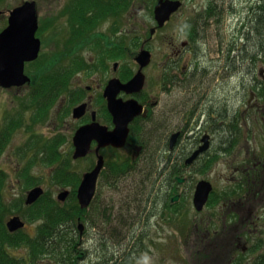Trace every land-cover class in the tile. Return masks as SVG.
<instances>
[{"label":"rangeland","instance_id":"374dc122","mask_svg":"<svg viewBox=\"0 0 264 264\" xmlns=\"http://www.w3.org/2000/svg\"><path fill=\"white\" fill-rule=\"evenodd\" d=\"M23 1H35L37 3L40 24L36 37L43 41V58L56 62V66L62 61L60 65L62 67L68 62L66 66H70L69 71L77 69L76 72L82 70L86 62L87 70L90 72L86 75L90 79L104 78L105 72L94 63L105 46L114 47L115 52L123 50L120 55L127 56L124 62L133 68V72H136L133 58L141 52V45L144 43L146 45L145 50L152 54L151 64L144 72L148 77L146 95L151 100L149 103L158 104V110H168L166 112L168 122L166 123L175 120L174 111L177 108L175 101L182 100L183 104L192 103L184 92H178L176 96L163 94L162 89L168 92L170 89L168 85H164L168 83V80H160V77L165 76L164 73L166 72L164 71L169 73L174 71L169 59H173V50L177 47L181 48V45L187 41L186 30L190 26L200 30V34L196 33V39H199L197 49L201 56L206 54L207 49L217 51L209 54L208 61L211 65V71L207 73L209 75H206L208 76L206 79L204 76L200 79L201 82L205 83L204 89L199 86L201 82L197 85L200 91H205L207 95H226L229 101L228 107L233 110L236 101L234 91L238 88L239 83H244L242 77L251 83H255V80L258 79L261 84L259 73L264 70V60L257 56H254L252 61L250 60L251 52L249 49L246 52L248 44L247 39L243 37L246 32L250 31L251 26L248 25L251 23L249 20L251 21V17L255 18L253 9L258 0H180L183 3V8L160 29L157 27L158 24L154 15L155 6L160 0H116L114 1L115 8L107 14L101 13L102 11H99L98 7L96 10L87 13V16L90 17L95 12L96 16L99 17L98 24L101 26L96 34L102 35V37L105 34L103 46L101 44L97 48H94L93 45L85 46L79 38L77 43H69L66 49L64 48L66 46H63L64 40L68 39L70 32L72 33L76 29L67 21L66 10L73 7L76 11L82 9V11L87 12L83 6L88 7L89 0H0V33L8 25L10 11ZM80 4L83 6L81 7ZM211 7L220 10V14L216 17H209L208 12ZM201 22H205V25L200 28ZM154 28L157 30L152 34L151 31ZM121 40H123V47L118 46L119 43H122ZM228 44H236L240 47L243 50L241 54L249 60L242 66L239 63L237 69L239 72L236 70V74L228 73V63L221 54L222 48L226 49ZM189 56L191 54L187 53L185 58L179 60L181 69L193 61L189 60ZM118 59L120 58L115 60ZM40 62L26 69V73L32 78L37 70L36 67L41 65ZM113 63H108L109 71H111ZM92 67L94 68L93 72ZM210 74L212 75L210 76ZM213 75L216 78H213ZM224 76L226 77L224 78ZM88 83L90 82L87 81L86 84ZM260 84L250 85L248 89L256 91ZM218 89L220 90L218 91ZM248 89L246 94L243 92L242 110L245 109V103L249 98L250 90L248 91ZM31 90L32 87L8 90L0 87V130L9 127L13 120H17L19 124L15 132L10 134L7 140L8 144L2 149L0 169L5 172L7 177V199L12 203L13 201L21 202L20 212L22 214L20 216L24 220H26L24 215L30 213L27 205H25V200L32 188L42 186L50 198L57 200L59 194L64 190L73 193V187L78 188L75 185L66 187L62 184L63 178L66 177L60 167L65 165V169L69 168L68 171L73 172L81 180L83 174L93 168L96 163L93 157L77 161L72 158L75 151L72 137L78 125L71 121L73 120L72 115L69 116V106H73L69 98L67 106H65L68 117L59 116L55 108L46 120L35 122V106L30 107V100L28 99ZM258 93L261 95V92ZM260 103L264 105V100ZM188 105L185 107H191L192 104ZM261 116V114L258 115V120H256L254 117H248L243 113L241 127L239 126L238 130L240 133L238 141H235V144L231 143L230 146L226 144L227 149L230 148L227 153L224 152L222 155H218V158L209 159L208 162L213 160V163L207 170L192 173L194 175L193 186L202 180H207L214 186V194L211 197L213 199L204 212L200 213L196 210L192 199L180 203V206H174L173 212L165 214L166 219H163L164 213L161 214L162 218H159V223L152 218L153 226L156 225L158 228H153L150 235L147 234L149 236L144 235L141 229L145 226L147 219L144 220L142 211L140 212L138 209L137 199L135 200L137 188L139 189L140 186L134 185L148 181L151 186L147 187V192L154 193L158 180L156 183L154 182L156 180L155 175H152L151 179L143 176V166L141 165L136 170L138 174L124 178L118 183L119 188L111 189L102 185L100 188L101 195L89 213L87 212L88 215L93 218L98 210L96 207L101 209L102 215H112L115 220L114 232L117 233L115 239L120 240L119 242L123 244L129 243V237L133 230L140 233L138 254L132 264H228L230 257L225 253V246L216 248L213 242H221L224 235L230 231L224 228L225 213L230 208L234 211L239 210V203L238 206L232 205V207L226 206V208L224 204L229 197L232 198L230 200H234L236 197L235 194L228 195L235 191L238 183L240 184L241 175L236 174V171L240 167H245L244 163L247 161L248 163L250 161H264V122ZM138 152L139 149L127 148L123 154L124 159H129L125 156L135 158V154ZM102 154L112 161H116L119 156L111 151H104ZM200 164L197 167L199 169H201L203 161ZM28 168L29 171L26 170ZM35 178L36 183L32 184L33 181L31 180H35ZM262 197L257 201L256 207V215L260 219L262 218L259 220L260 227L258 231H255L254 227L250 228L254 229L253 238H256L257 241L261 239L260 241L263 242L264 230H259L264 228V192ZM63 206L65 208L73 206L71 197L67 202H64ZM97 214L100 215V213ZM13 216L15 214L11 217ZM28 221H25L28 231L32 232L36 225ZM104 223L102 220V224ZM199 227L200 229H198ZM203 228L214 234L213 236L210 235L209 240L198 231ZM206 240H208L207 243H203ZM116 244L115 240L114 245ZM251 251L254 252L248 254V260L251 255L258 257L264 253L260 249H251Z\"/></svg>","mask_w":264,"mask_h":264},{"label":"flooded vegetation","instance_id":"af4514ba","mask_svg":"<svg viewBox=\"0 0 264 264\" xmlns=\"http://www.w3.org/2000/svg\"><path fill=\"white\" fill-rule=\"evenodd\" d=\"M26 1H23L20 5L16 6L14 9L21 7ZM156 7V6H155ZM13 9V10H14ZM12 10V11H13ZM155 10V9H154ZM181 10V9H180ZM179 10V11H180ZM10 11V12H12ZM178 11V12H179ZM91 11H87L82 19H75L73 14H76L77 11L70 7L68 10H66V14L68 16L67 21L70 22L72 26H75L76 29L70 32V36L68 39L64 40L63 46L65 49L68 48L67 46L69 43H77L78 39L80 38L83 45H93L94 48L100 47V44L103 46L104 39L106 38L105 34L99 35L96 34L98 32V28L101 26L98 20V16H96L95 12H93V16L90 17L87 16V13H90ZM155 12V11H154ZM177 12V13H178ZM176 13V14H177ZM174 14L171 19L174 18L176 15ZM155 15V13H154ZM89 17V18H88ZM10 18V15H9ZM9 18H8V25L2 30L0 35L9 27ZM38 20H39V13H38ZM40 22L38 23L39 26ZM37 26V27H38ZM158 27V25H157ZM160 29V28H159ZM39 30V27H38ZM37 30V32H38ZM155 30L156 28L152 29ZM152 32V31H151ZM72 34V35H71ZM155 35V34H154ZM196 35V34H195ZM37 36V33H36ZM35 36V37H36ZM40 40V38L36 37ZM196 38V37H195ZM41 41V40H40ZM41 41V52L39 58L34 62L26 63V69L29 68V66H33L34 64H37L40 62L45 72H43V75H38L40 65H38L35 71L34 77L37 76H43L44 78L48 75H54V73L51 71V61L46 60L42 56L43 51V45ZM118 46L123 47V40H121ZM63 43V42H62ZM198 41L196 39H193L192 37L187 35V41H185L181 48H176L173 53V59H169V61L172 62V68L174 71L172 73H169L168 71H164L166 73L165 76L160 77V80H168V83L164 85L169 86V92L166 90H163V94L166 95H175L178 94V92H184L185 95H188L189 101L192 103L191 107H185L188 104H183L184 102L182 100H177L176 107L179 108L174 111L176 116L175 120L168 122V116L166 115L165 111L158 110V104L149 103L151 100H149L148 96L146 95V88L148 84L147 75L144 73L146 68H148L152 61V54H151V61L150 64L143 69L141 68V65L137 63V58L139 54L135 55L133 58L134 61V68L137 69L136 72H133V68L129 65H127L124 60L127 59V56L125 55H118L117 58H120L118 60H115L114 58V47H106L101 50V55L97 58V61L94 63L96 66H99L101 70L105 72L103 79H90L86 74H89L90 72L87 70V63H84V67L79 72H75L69 80V83L67 82V77L65 76L66 73L69 70V67L66 66H60L61 62L58 64L59 67V77H62L60 82H58L59 87V94L57 96L54 95V93H50L49 91H41L44 93L43 95H37V91L34 85L33 78L27 75L31 78V83L27 84L22 87H15L10 89H19L23 87H32L31 94L29 95L30 100V107L35 106V115L34 120L35 122L44 121L47 119L48 115L52 112L53 109H57V112L59 116H67V110L65 109L67 106L68 98L69 101L72 102L73 106H69V116L72 115L73 120H71L75 125H78V128L76 129L73 137H75L77 131L84 126L94 125L97 129L101 128L102 130L105 129L107 133L114 132L116 129V114L109 105V98L106 96L107 89L109 87V84L113 82L114 80H119L120 84H127L129 83L135 76L142 70L141 73L145 76V85L144 88L140 91L128 93L123 90H118L116 95V100L122 103H128L131 101H136L137 105L136 107L128 113L122 114L125 118L131 119L128 128H129V135L127 138V143L124 148L118 149L114 148L112 146L102 148L99 151V154L104 157L105 160V166L107 163V157L104 156L102 153L105 151H111L116 155H119L120 157H124L123 154L126 152L127 148L132 149H139L138 154H135L136 157H128L131 159L132 165L140 164L143 167H147L145 163L143 162V159H146L148 156L149 147L152 139L156 138L160 141V143L165 144L162 149H164V158L165 160H168L169 158L172 159V163L180 164L176 166L178 174L173 179V184L171 185V190L168 194H170L169 203L166 204L167 207L163 208L162 206H159L156 211H154V214L151 217V221L148 227H144V235H147L151 230L157 229L158 226H153L152 218L153 220H157V223H159V218L161 217V214L164 213H171L173 212L174 206H180V203L188 202L192 199L194 204V195L196 191V187L199 182H196L197 184L193 186L194 183H192L193 174L198 171L202 172L207 170L210 167L209 159L212 158H218V155H222V153L226 152L227 149L226 143L229 142L230 144H235V141H238L240 133H239V126L242 122V116L243 113L247 115L248 117H254L256 120H258V115H262L261 118H263L264 122V105L263 103H260L264 100V70H261L259 73V76L261 80V84L258 82V79L255 80V83L260 84V87L257 88L255 91L254 89H248L250 85L255 84L254 82H247L245 80L244 83H239V86L237 89H235V104L233 110L228 107L229 101L226 95L223 98L218 95H207L205 91H200L199 87L197 85L200 84L201 78L203 76L208 77L206 75L209 71H211V65L208 61L209 54L217 52L212 51V49L206 51V54L204 56H201L198 52L197 47ZM146 45L144 43L141 45V51L145 48ZM124 49V48H123ZM120 53L123 52L119 51ZM187 53H190L191 56H189V60L191 63L189 65H186L182 69L180 68V61L181 59L185 58ZM221 54L225 61H227V57L230 58L229 60H232L233 58H239L241 56V49L236 44H228V46L225 48H222ZM114 62L113 66L111 67V71L108 69V63ZM56 67V66H55ZM170 68V67H169ZM92 67V72H93ZM70 72V71H69ZM171 72V71H170ZM227 73V70H226ZM229 73V72H228ZM171 74V75H170ZM231 74V72L229 73ZM212 74H210L211 76ZM80 76V77H79ZM219 76V75H218ZM254 76V75H253ZM91 77V76H90ZM213 78H216L215 75L212 76ZM226 76H224L225 78ZM220 78V76H219ZM82 80V81H81ZM105 80V81H103ZM89 81L90 83L86 84V82ZM204 82H201L199 86H201L202 89H204ZM243 86V88H241ZM254 86V85H253ZM263 86V87H261ZM197 87V88H196ZM117 87L116 89H118ZM4 89V88H2ZM79 89V90H78ZM115 89V90H116ZM248 89L249 92V98L245 103V109L242 110V104H243V97L244 94H246V90ZM8 90V89H4ZM220 89H218L219 91ZM261 92V95L258 93ZM52 94V95H51ZM223 99V101H222ZM238 100V104H237ZM186 102V101H185ZM85 105V110L81 114V116L75 117L74 111L78 109L79 107ZM236 105V108H235ZM43 106H47V108H44ZM185 109V110H184ZM133 115V116H131ZM68 117V116H67ZM247 121V120H246ZM175 123L176 126H175ZM10 125L12 126V129L9 128ZM9 127L3 128L0 130V140L7 145L9 136L12 132H15V129H17V126L19 125L17 120H13L10 123ZM241 127V126H240ZM221 136L219 137L220 133ZM174 136L176 137L174 144L171 145L172 138ZM72 137V144L74 142V138ZM158 141V142H159ZM99 141L94 140L92 142V152L86 157H93L96 160V163L93 168L89 169L87 172L92 171L98 161V154H97V146ZM158 143V144H160ZM229 144V146H230ZM5 145L3 149L5 148ZM74 147V146H73ZM202 147H206L205 151H202L198 157L191 163H187V161L197 153ZM47 150V149H46ZM231 152V151H229ZM2 154V151L0 152ZM225 153V154H226ZM0 154V156H1ZM84 158V159H86ZM59 159V158H58ZM82 160V159H80ZM201 161H203V168L199 169L197 168L199 165H201ZM245 167H240L236 174L241 175V180L238 183L237 188L235 191L231 192L228 195L235 194L236 197L234 200L231 197L225 201V208L226 206L232 207V205L238 206L239 203V210L234 211L232 208H230L229 211L225 213L224 216V228L227 230L229 229V233H226L227 235H224L223 240L220 241H214L213 245L216 248L224 247L225 246V253L229 255L228 264H254L258 258L261 256H254L251 255L250 259H247V256L249 253H253V250H264V241H260L259 239L257 241L256 238H253V232L254 229L250 227H254L255 231H258L260 227V221L261 220L256 215V207H257V201L259 199H262V194L264 192V161H250L248 163H244ZM252 166H251V165ZM103 169V172L105 170V167ZM1 170V169H0ZM29 171V168L26 169ZM60 170L65 174L67 172L66 169L63 167H60ZM3 172V170H2ZM86 172V173H87ZM103 172L100 174V177L98 179L97 183V190H96V196L94 197V200L92 202L93 206L98 201V197L101 195L100 188L102 185L104 187H108L111 189H114L113 186L109 184H105V177H103ZM5 173V172H4ZM26 173V172H25ZM73 173V172H72ZM193 173V174H192ZM85 174V173H84ZM83 174V176H84ZM188 175V176H187ZM82 176V177H83ZM81 177V181L83 178ZM36 179V178H35ZM145 179V178H144ZM26 180V177H25ZM182 180V182L180 181ZM203 181V180H202ZM207 181V180H204ZM203 181V182H204ZM208 182V181H207ZM38 183V182H37ZM213 185V184H212ZM80 184H78L79 189ZM135 186V185H134ZM36 188H41V190L44 191V194L46 193V190L42 186H36L35 188H32L31 190H34ZM193 188V189H192ZM30 190V191H31ZM68 191V190H64ZM192 191L193 195H192ZM69 192V196L67 197V202L70 197H72V192ZM78 192V191H77ZM29 194V193H28ZM214 194V186H213V192L210 195V198L207 204L204 206V208L201 211H198L200 213L204 212L205 209L209 207V203L212 200V195ZM226 196V195H224ZM261 196V197H260ZM28 197V195H27ZM27 197L25 200V205H27V208L30 209L33 207L36 203L33 205L27 204ZM77 197V195H76ZM228 198V197H226ZM225 198V199H226ZM177 199V200H175ZM257 199V200H256ZM40 200V199H39ZM58 203L64 204V202ZM91 204V205H92ZM90 205V206H91ZM145 202H141L137 204L138 209L140 212L145 209ZM98 210L97 213H100L98 215L97 213L93 215L92 223L89 224L87 222L89 221H81V223L84 225L82 228H79L76 226L77 230V255H76V264H114L113 260L111 259L112 256L109 255V251H107V256L99 257L98 251L99 247H103V245L107 243L114 244L115 236L117 233L114 232V217L110 214L102 215V211L99 207H96ZM89 209V208H87ZM86 209V210H87ZM31 210V209H30ZM244 211H247L246 213ZM141 214V213H140ZM232 214V215H230ZM20 216V215H15ZM163 216V215H162ZM14 217V216H13ZM21 217V216H20ZM141 217V216H140ZM139 217V219H140ZM12 218V217H11ZM9 218L8 220H10ZM167 216H163V219H166ZM21 219L25 223V227L16 231V232H10L11 234H16L17 232H24L27 234L28 237L33 238H45L47 239L46 245L47 248L43 249L44 252H46L45 256L42 257H32V256H25L26 260H29L30 264H65V261H63V256H61L59 251H57L52 245L59 244L57 241H51V236L53 234L51 232L42 231L40 227L45 225L41 220L34 221L32 223H35V229L33 231H28V226L26 220H24L22 217ZM170 219V217H168ZM102 220L105 222L102 224ZM229 220V221H228ZM228 221V222H227ZM8 222V221H7ZM6 222V225H7ZM78 224V222H77ZM46 225L44 226V229H46ZM8 228V227H7ZM82 229V231H81ZM200 229V227L198 228ZM9 230V229H8ZM264 230L262 228L259 231ZM201 232L202 236L205 238L210 239V235L213 236L214 234L210 233L207 229L203 228L202 230H198ZM138 237L140 235L139 232H137ZM147 235V236H149ZM55 236V233H54ZM60 236V235H58ZM91 239V240H90ZM204 241L203 243H207V241ZM252 240V243H251ZM257 243V245H256ZM91 244L96 245V248L94 249ZM240 251V252H239ZM11 253L14 255H20L23 253L22 249H15L10 250ZM138 253H135V256ZM98 255V256H97ZM241 255H243L241 257ZM93 257V258H92ZM135 259V258H134ZM224 261V260H223ZM255 261V262H254Z\"/></svg>","mask_w":264,"mask_h":264},{"label":"trees","instance_id":"16d2710c","mask_svg":"<svg viewBox=\"0 0 264 264\" xmlns=\"http://www.w3.org/2000/svg\"><path fill=\"white\" fill-rule=\"evenodd\" d=\"M114 1L116 0H89L87 3L88 7L83 6L81 4L80 6H83V8H85L87 11H94L98 7L99 11H102L101 13L107 14L115 8ZM217 12L218 10L215 7H211L209 9L208 16H217ZM84 13L86 12L80 9L77 11L76 14L73 15L75 19H82L85 16ZM253 14H255V18L253 19V17H251V24L248 25L251 26L249 29L250 31L248 33L246 32L243 36L247 39L248 44V46L246 47V52L248 49L251 52L249 55L251 61L253 60L254 56L260 57L261 60H264V0L257 1V4L253 9ZM201 27L202 26L200 25V28ZM196 33L200 34V30L198 28L194 29V27L192 26H190L186 30V35L192 37L193 39H196ZM198 40L199 39L197 38L196 41ZM242 52L243 50L241 49V53ZM113 54H115L114 58H117L118 55H120V52L114 51ZM229 59L230 58L227 57L226 62L228 63V71L229 73L231 72V74L232 72L236 74V72L238 71L237 69L239 68V63H241L240 66H242V64L249 61L242 54L239 58H233L232 60ZM50 65L51 71L54 73V75H48L45 78L43 76L36 75L35 78H33L34 85L36 84V96H38V94L43 95L46 91L54 93L55 96L59 94L60 86L58 85V82L62 80V77H59V69L57 67L58 65L56 66V62H51ZM45 70L40 65L39 72L37 74L43 75L42 73L45 72ZM76 70L77 69H74L66 73L65 76L67 77L68 83L70 77L76 72ZM242 78H244L245 82L246 78ZM41 91H44V93H42ZM43 107L47 108V106ZM9 128L12 129V126L10 125ZM221 134L223 133L221 132L219 137L221 136ZM158 141L159 140L156 138L152 139L151 142L149 141V143L151 144L149 147L150 152L147 155L148 157L146 159H143V162L145 163V165H147V167H143L142 169V175L146 176L147 179H151L152 175L156 176V180L154 182L156 183L158 180V186L156 185L154 193H148L147 187L151 186L148 184V181L135 185L136 187L140 186L139 189L137 188V195H135V200L137 199L136 202H138V204L142 201L145 202V209L143 210V212H141L142 215L145 217L144 220L147 219V221H145V228L148 227L147 225H149L154 211H156L159 206H162L163 208L167 207L166 204L169 203L170 198V194L168 193L171 190V185L174 183V177L178 174V172L176 171V166L180 165L172 163L173 161L171 158L165 160L163 155L164 149H162L165 144L162 145V143ZM226 144L229 145L230 143L227 142ZM4 145L5 144L0 140V152L2 151ZM54 158L58 159L57 157ZM211 163H213V160L209 162L210 166ZM64 166L62 167L65 169L66 166ZM139 166L141 165H132L130 158L124 159V157L122 156H118L116 161L107 159V163L105 166L106 168L103 172V177H105V184L113 186L114 189L119 188L118 183L122 179L138 174L136 170H138ZM201 168H203V166ZM68 169L69 168L66 169L67 172H65L64 175L66 178H63L64 180L62 181V184H64L66 187L72 185L78 186L80 180L79 177L74 173L68 171ZM31 181H33L32 184L36 183V179H32ZM6 183V174L2 172V170H0V264H30V261L26 260L25 256H32L33 258L42 256L44 257L46 252H44L45 250L43 251V249L47 248V239L33 238L32 240L31 237H28L27 234L24 233L26 232V230L22 232H17L16 234H11L9 232L6 222L13 214L20 215L22 214V212H20V201H13L12 203L7 199ZM73 189L74 191L71 197V200H73V206L71 208H65L63 204L58 203L56 200L50 198L45 193L41 197V199L38 200V202L30 208L31 210L29 209L30 213L24 215L26 220H29L28 222L30 223L38 220H41L46 223V229H44V224L42 227H40V229L42 231L51 232L53 234V236H51V241L59 242V244H55L54 246L52 245V247L59 251L58 254L63 256V261H65V264H76L75 259L78 251L76 240V224L78 222V219L85 222L89 221L87 222L89 224L92 223V217H90L88 213L89 210L93 207V204L89 207V209L86 208L87 210L81 209L78 199H76L77 189L74 187ZM140 216L141 214L139 215V217ZM144 227L141 229V231L144 229ZM115 240L117 242L116 245L107 243L103 245V247L98 248L99 257L107 256V251H109L108 254L112 256L111 259L113 260L114 264H132V262L135 260L134 258L136 257L135 253H138V246L140 244V237H138L137 231H132L129 237V243L127 244L119 242L120 240ZM91 246H93L94 249L96 248V245L94 244H91ZM11 249H22L23 253L21 254V256L14 255L10 252ZM254 264H264V253L261 255L260 258L257 259Z\"/></svg>","mask_w":264,"mask_h":264},{"label":"water","instance_id":"95a60500","mask_svg":"<svg viewBox=\"0 0 264 264\" xmlns=\"http://www.w3.org/2000/svg\"><path fill=\"white\" fill-rule=\"evenodd\" d=\"M182 7L180 1L160 0L155 7V21L158 28H163L171 16ZM38 14L37 4L35 2H26L21 7L14 9L9 18V27L0 35V87L10 89L22 87L31 83V78L25 73L26 63L36 61L41 52V41L37 39L38 30ZM155 30H152V34ZM137 63L141 68L148 66L151 61V53L143 49L138 58ZM138 74L127 84H120L119 80H114L109 84L106 96L109 98L111 109L116 114V129L114 132L107 133L105 129H97L94 125L84 126L79 129L75 135L73 148H75L74 160L86 158L92 152V142L98 140L97 154L98 161L92 171L87 172L82 177V183L77 192V199L81 209L89 208L94 200L97 190L99 176L104 169L105 160L99 151L102 148L112 146L114 148H124L129 135L128 124L131 119L125 118L122 114L131 112L136 107V101L128 103L118 102L116 95L118 90L128 93L140 91L145 85V76L143 73ZM119 87L118 89H116ZM116 89V90H115ZM85 110V105L74 111L75 117L81 116ZM133 116V115H131ZM177 136L171 141L173 145ZM206 147H202L187 163L193 162L198 155L205 151ZM182 182V180H180ZM213 192V186L210 182L201 181L194 192V206L197 211H201L207 204L210 195ZM44 191L41 188L31 190L27 197V204L33 205L37 200L41 199ZM69 196L68 191L59 194L58 201L65 202ZM177 200V199H175ZM9 231L16 232L25 227V223L20 216H14L7 222Z\"/></svg>","mask_w":264,"mask_h":264},{"label":"bare ground","instance_id":"6f19581e","mask_svg":"<svg viewBox=\"0 0 264 264\" xmlns=\"http://www.w3.org/2000/svg\"><path fill=\"white\" fill-rule=\"evenodd\" d=\"M172 1H174V0H172ZM175 1H180V0H175ZM180 2H181V1H180ZM181 3H182V2H181ZM157 4H158V3H157ZM157 4H156V5H157ZM182 8H183V3H182V7H181L180 9H182ZM218 14H220V10L217 12V15H218ZM10 15H11V14H10ZM212 17H216V16H212ZM249 22H250V20H249ZM200 25H201V26H204V25H205V22H201ZM102 172H103V170H102ZM102 172H101V173H102ZM99 177H100V176H99ZM81 183H82V181L79 180V184H80V185H81ZM79 187H80V186H79ZM95 196H96V194H95ZM95 196H94V197H95ZM94 197H93V198H94ZM76 226H78L79 228H82L84 225L81 223L80 219H78V224H76ZM81 231H82V229H81Z\"/></svg>","mask_w":264,"mask_h":264}]
</instances>
